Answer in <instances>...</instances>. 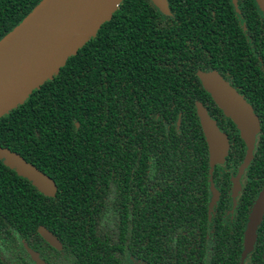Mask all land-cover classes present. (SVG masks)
<instances>
[{
  "label": "trees",
  "instance_id": "16d2710c",
  "mask_svg": "<svg viewBox=\"0 0 264 264\" xmlns=\"http://www.w3.org/2000/svg\"><path fill=\"white\" fill-rule=\"evenodd\" d=\"M40 1L0 0V39ZM167 2L165 29L150 0H122L0 117V148L56 187L44 197L0 161V264H33L23 244L45 264H207V155L193 103L206 96L185 89L193 67L171 30L189 0Z\"/></svg>",
  "mask_w": 264,
  "mask_h": 264
},
{
  "label": "flooded vegetation",
  "instance_id": "af4514ba",
  "mask_svg": "<svg viewBox=\"0 0 264 264\" xmlns=\"http://www.w3.org/2000/svg\"><path fill=\"white\" fill-rule=\"evenodd\" d=\"M163 1L165 12L152 5L167 29L170 12L167 0ZM178 11L171 30L182 59L193 67L191 86L185 89L206 96L203 104L193 103L203 107L227 141L223 162L209 168L202 135L208 168L204 236L207 264H264V10L257 0H189ZM199 74H213L220 79L241 99L250 117L251 159L241 172L247 145L237 125L204 89ZM257 201L263 204L261 218L254 230L252 248L242 257L248 218Z\"/></svg>",
  "mask_w": 264,
  "mask_h": 264
},
{
  "label": "water",
  "instance_id": "95a60500",
  "mask_svg": "<svg viewBox=\"0 0 264 264\" xmlns=\"http://www.w3.org/2000/svg\"><path fill=\"white\" fill-rule=\"evenodd\" d=\"M122 0H41L10 32L0 39V117L21 105L30 93L44 81L56 75L67 58L73 56L92 38L99 26L108 21ZM165 12L163 0H151ZM264 10V0H257ZM202 86L217 107L237 125L247 152L239 172L251 159L252 123L244 111L243 102L213 74L198 75ZM199 127L207 145L208 165L221 164L227 151L225 136L218 131L203 107L195 104ZM256 129V126H255ZM0 161L16 176L25 179L44 197L52 198L56 187L53 181L19 155L0 148ZM263 204L257 201L252 208L244 233V252H250L254 230L260 221ZM37 235L51 249L61 250L59 241L44 227L36 228ZM23 248L33 264H45L38 254Z\"/></svg>",
  "mask_w": 264,
  "mask_h": 264
}]
</instances>
